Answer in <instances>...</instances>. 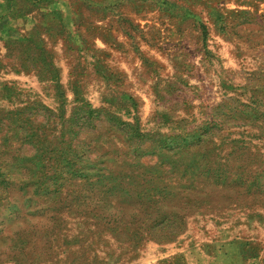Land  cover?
I'll use <instances>...</instances> for the list:
<instances>
[{
  "label": "rangeland",
  "instance_id": "374dc122",
  "mask_svg": "<svg viewBox=\"0 0 264 264\" xmlns=\"http://www.w3.org/2000/svg\"><path fill=\"white\" fill-rule=\"evenodd\" d=\"M0 264H264V0H0Z\"/></svg>",
  "mask_w": 264,
  "mask_h": 264
}]
</instances>
